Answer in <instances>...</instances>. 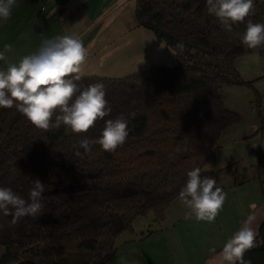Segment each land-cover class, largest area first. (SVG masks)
Returning <instances> with one entry per match:
<instances>
[{
  "label": "trees",
  "instance_id": "trees-1",
  "mask_svg": "<svg viewBox=\"0 0 264 264\" xmlns=\"http://www.w3.org/2000/svg\"><path fill=\"white\" fill-rule=\"evenodd\" d=\"M134 1L138 27L175 53L172 67L152 65L123 78L82 76L81 90L104 84L111 108L87 133L63 125L39 130L15 107L0 108V187L28 200L34 180L45 186L40 217L11 225L13 217L0 212V264H109L121 236L136 235L139 218L152 216L157 226L167 220L188 171L200 168L202 177L216 179L208 163L223 133L239 123L223 89L251 84L237 60L264 55V47L241 42L247 20L264 23V0H254V14L231 32L208 14L206 0ZM120 116L128 121L126 142L114 153L96 144L85 154L80 142L98 139L105 121ZM151 229L140 237L154 235ZM255 244L244 259L264 264V221Z\"/></svg>",
  "mask_w": 264,
  "mask_h": 264
},
{
  "label": "clouds",
  "instance_id": "clouds-1",
  "mask_svg": "<svg viewBox=\"0 0 264 264\" xmlns=\"http://www.w3.org/2000/svg\"><path fill=\"white\" fill-rule=\"evenodd\" d=\"M15 3L16 0H0V20L10 17ZM206 4L208 14L229 32L234 24L244 23L254 14V0H206ZM241 42L247 49L264 47V23L247 20ZM184 47L183 43L176 45L181 52ZM11 51L12 45L6 44L0 51V61H6V53ZM87 55L88 50L78 36L62 35L44 40L36 53L25 55L18 63H10L6 70H0V108L15 107L39 130L58 129L63 125L66 132L87 133L98 120H104L111 113L103 83L90 84L82 90L77 83L82 79ZM127 129L128 121L123 116L108 119L100 137L84 139L80 147L87 154L92 145L98 144L103 151L114 153L126 142ZM176 151H180L179 147ZM76 155L81 153L77 151ZM187 177L178 194L181 204L189 210L186 218L214 223L227 194L216 187L215 178L202 177L200 168L188 171ZM44 191L45 186L39 179L33 181L28 200L11 188L0 187V212L13 217L11 225L24 217H40ZM251 208L255 209V205ZM255 220V213H250L243 227L227 240L219 254L220 264H251L245 261L244 255L256 246L257 233L251 226Z\"/></svg>",
  "mask_w": 264,
  "mask_h": 264
},
{
  "label": "crops",
  "instance_id": "crops-1",
  "mask_svg": "<svg viewBox=\"0 0 264 264\" xmlns=\"http://www.w3.org/2000/svg\"><path fill=\"white\" fill-rule=\"evenodd\" d=\"M133 2L16 0L10 17L0 20V51L6 44L12 45V51L6 53V61H0L1 70H6L10 63H18L25 55L36 53L46 39L74 35L88 50L83 70L103 74L107 70L102 69L109 65L114 74L123 73L116 70L123 64V36L130 37L137 29H143L137 25ZM218 187L225 192V186ZM231 187L238 191L245 185L235 183ZM234 197L229 200L226 195L214 223L186 218L189 210L177 199L162 225L154 224L149 216L151 227L135 228L136 235H122L118 252L109 264H220L223 246L243 227L250 213L256 215L251 226L257 235L264 221V201L254 202L252 195L247 194ZM146 228L156 233L142 239L140 234L148 231Z\"/></svg>",
  "mask_w": 264,
  "mask_h": 264
},
{
  "label": "rangeland",
  "instance_id": "rangeland-1",
  "mask_svg": "<svg viewBox=\"0 0 264 264\" xmlns=\"http://www.w3.org/2000/svg\"><path fill=\"white\" fill-rule=\"evenodd\" d=\"M132 6L136 16V4L133 2ZM121 58L123 64L116 68L121 74H114L108 65L102 69L107 70L103 74L83 70V76L123 78L152 65L172 67L175 55L151 31L139 28L130 37L123 36ZM237 67L241 78L251 84L224 87V105L238 114L239 123L222 135L207 168L219 172L216 181L225 186L229 200L247 194L260 203L264 201V55L243 56L237 60ZM235 183L245 187L236 191L231 187ZM150 224V217L139 218L134 227L141 229Z\"/></svg>",
  "mask_w": 264,
  "mask_h": 264
}]
</instances>
